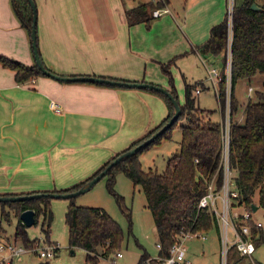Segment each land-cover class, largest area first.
I'll use <instances>...</instances> for the list:
<instances>
[{
  "label": "crops",
  "instance_id": "crops-1",
  "mask_svg": "<svg viewBox=\"0 0 264 264\" xmlns=\"http://www.w3.org/2000/svg\"><path fill=\"white\" fill-rule=\"evenodd\" d=\"M34 1L39 50L53 74L170 89L162 64L192 50L207 68V59L195 51L202 44L188 29L194 0L181 7L170 0L173 15L133 26L126 11L151 0ZM227 1L203 0L212 24L225 19ZM0 58L36 65L30 33L12 0H0ZM171 69L183 76L178 66ZM52 102L60 113L51 109ZM167 112L165 102L148 90L62 82L45 75L18 82L15 71L0 62V194L63 190L84 182L153 130Z\"/></svg>",
  "mask_w": 264,
  "mask_h": 264
},
{
  "label": "trees",
  "instance_id": "trees-1",
  "mask_svg": "<svg viewBox=\"0 0 264 264\" xmlns=\"http://www.w3.org/2000/svg\"><path fill=\"white\" fill-rule=\"evenodd\" d=\"M253 4H257L260 9L253 10ZM12 5L31 36L33 11L28 0H12ZM155 7V4L150 2L128 9L126 11L128 24L133 26L147 23L148 25L153 19L152 11ZM229 34L231 35V43ZM229 44L231 45L229 161L231 170L236 174L234 184L238 191V197L235 200L238 205H245L248 210L252 211L256 197L259 207L264 208V91H255L252 87V82L256 76L264 77V0H243L241 4H235L232 21L229 22L226 14L223 22L212 27L209 39L198 46L195 51L204 59L213 61V58L221 54L227 55ZM39 55L43 62L40 50ZM0 62L15 71L18 82L43 75L37 65L25 66L5 58H0ZM173 63L174 60L162 64L161 70L169 77V91L179 102L170 71ZM45 68L47 69L46 66ZM222 76L223 80L219 84V92L216 95L225 115L227 109L225 69L222 71ZM241 80L248 82L249 89L252 88L253 93L255 92L257 96L256 100H252L251 96L249 97L250 100L244 108V122L234 119V114L238 109L234 91L237 83ZM200 84L203 85L202 82L190 84L185 81V102L180 105L181 115L178 120L153 143L113 167L106 175L109 177V187L112 192L115 176L118 172L124 173L134 185L142 188L148 209L154 219L158 240L162 244L159 257H167L169 249L176 242V239L188 232L203 234L215 230L220 240V228L216 215L209 209L200 208L199 203L207 193V188L212 181H215L217 189H221L223 185V130L220 123L212 120L213 111L197 107L194 92ZM154 93L159 94L164 99L168 108V116L161 124L143 138L132 143L125 151L106 162L88 180L67 189L44 192L71 193L79 190L120 154L140 145L166 125L174 115V106L164 94ZM183 121L184 123H181ZM178 125L182 137L180 148L168 159L166 170L163 173H158L153 169L144 171L139 160L140 154L154 145H159L162 140H171L172 130ZM35 193L41 192L30 194ZM116 198L120 205L122 197L116 195ZM47 199L49 198L1 205L9 206L18 217L26 210H34L37 219L36 224H38L39 217L44 216L42 227L44 229L46 225L47 231H50L53 213L48 207ZM42 203L44 206H41ZM2 215L7 216L4 208ZM66 223L70 234L69 246L71 249H83L87 253L86 264H97L101 257H109L114 254L123 241L121 227L101 208L81 207L72 203L66 214ZM250 225L254 241L262 229L255 228L252 223ZM2 232L4 230L0 224V238ZM15 237L16 240L23 238L25 246L28 248L34 245V240L28 239L26 227L20 220ZM149 259L147 255H143L138 264H143ZM244 259L247 258L241 256L238 250L232 247L228 252L227 264H243L242 260ZM157 263L159 264V262ZM40 264L51 263L45 261Z\"/></svg>",
  "mask_w": 264,
  "mask_h": 264
},
{
  "label": "rangeland",
  "instance_id": "rangeland-1",
  "mask_svg": "<svg viewBox=\"0 0 264 264\" xmlns=\"http://www.w3.org/2000/svg\"><path fill=\"white\" fill-rule=\"evenodd\" d=\"M172 2L174 6L178 5V7H181L184 5L185 0H172ZM242 2L243 0H235V4H241ZM204 5L205 3H203V0H194L192 11L190 12L188 19V29L190 34L200 42V44L205 43L209 39L210 31L212 27L216 25L212 24L214 18H208L204 15L202 9L204 8ZM227 11L228 1L225 15ZM156 20L158 19H153L152 23ZM220 21L219 23L223 22V20ZM229 38L231 41L230 34ZM191 51L192 50L188 53L189 55L174 60L172 67L178 66L187 82H192V84H194L203 81L207 89L202 90L201 94L198 96L194 93L196 96L197 107L213 111L212 120L223 124L228 120V108L224 115L218 102L215 89L208 81L207 68L202 64L201 60H195ZM227 55L225 53L221 54L218 57L213 58V61H209L208 64L210 65L211 63L210 67L216 68L222 72L226 67L225 63L227 62ZM171 73L179 103L180 105H183L185 102L183 76L177 73L178 76L175 78V75L177 74H175L172 69ZM161 74H164L162 70ZM263 84L264 77L258 75L254 78L252 87L255 91H264ZM201 87L202 89L204 88L203 85H201ZM225 89L226 98L229 104L231 100V85L226 83ZM248 90L249 84L243 80L239 81L235 87L234 93L238 102V109L234 114V119L239 122H244L245 119L244 108L250 100V92L248 93ZM148 92L158 96L163 102H165L159 94L150 91ZM251 98L252 100L257 99L255 92L252 94ZM167 116L168 112L163 118H161V120H159L154 128L161 124ZM181 123H184V121ZM181 139V130L178 125L172 130L171 140H162L159 145H154L149 150L140 154L139 160L141 161L143 170L147 172L149 169H153L158 173H163L166 170L168 159L179 151ZM235 176L236 174L234 173V178ZM232 188L236 191L235 184ZM112 189L113 192L109 187V177L105 176L93 186L92 189L77 197L70 199H47L48 207L53 213V222L50 231H47L46 225L43 229L44 216H40L38 224L26 228L27 237L29 240H34V244L39 243L42 246L52 243L58 244L59 250L48 259H41L33 253L26 254L21 258H15L12 264H40L45 261H48L51 264H86L87 253L83 249H71L69 246L70 234L66 223V214L72 203L81 207L101 208L119 224L123 232V241L116 252H121L123 258L118 260L117 264H138L143 255H147L150 258L145 261L144 264H158V244L160 241L158 240L154 219L148 209L147 200L142 188L138 185H134L124 173L118 172L115 176V183ZM116 195L122 197L120 205L117 202ZM231 204L233 205L231 207L232 214L243 216L248 210L245 205H238L235 199H232ZM254 204L258 206V209L256 211L252 210V221L260 222L263 225V228L254 238L256 251L253 254V260L257 264H264V208L259 207L257 197L254 199ZM41 206H44V204L42 203ZM218 207L221 209L220 201H218ZM3 208L7 213V216L5 217L2 215ZM18 221L19 217L13 209L9 206L4 207L0 204V224L4 230V232L1 233L2 238L10 241L16 240L15 235ZM203 235L205 239L193 238L186 240L185 246L188 247L189 258L194 264H221V243L216 231L212 230L208 233H203ZM17 243L18 245H25L23 238H18ZM114 254H111L109 257H101L97 264H111V259L114 257ZM242 263L251 264L248 259L242 260Z\"/></svg>",
  "mask_w": 264,
  "mask_h": 264
},
{
  "label": "built area",
  "instance_id": "built-area-1",
  "mask_svg": "<svg viewBox=\"0 0 264 264\" xmlns=\"http://www.w3.org/2000/svg\"><path fill=\"white\" fill-rule=\"evenodd\" d=\"M155 4V9L152 11V17L154 19L161 18L166 15H173V11L170 6V0H151ZM235 6V0H228V19L232 21L233 9ZM231 43V41H230ZM229 48L231 45L229 44ZM207 66L208 79L218 94L219 84L223 80L222 72L216 68H211L207 60H204ZM226 83L231 85V53L228 49V58L225 67ZM202 84L195 90V95L198 96L202 92ZM250 93L253 89L250 88ZM229 105V106H228ZM228 120L222 125L223 130V171L224 181L221 189H217L215 181H212L207 188V193L202 197L199 203V207L203 209H209L212 211L218 220L220 228V243H221V264H227L228 252L232 247H235L241 256L246 257L251 264H257L253 260V254L256 251V246L252 238V228L250 223L257 229H262L263 225L260 222L252 221V211L247 210L243 215L232 214L231 204L232 199L238 197V191H234L232 186L234 185V172L230 168L229 161V142H230V103L228 104ZM51 109L55 113H60V108L51 103ZM218 201H220L221 209L218 207ZM193 238H203L202 233H185L176 239V242L170 247L169 255L167 257H158L159 264H194V262L188 257V247L185 246L186 240ZM159 251L162 250V244H158ZM59 250V245L52 243L42 246L37 243L31 248L25 245H18L17 240L10 241L5 238H0V264H12L15 258H21L26 254H34L41 259H48L52 257ZM123 258L121 252H116L111 259V264H117L118 260ZM144 264V263H143Z\"/></svg>",
  "mask_w": 264,
  "mask_h": 264
},
{
  "label": "water",
  "instance_id": "water-1",
  "mask_svg": "<svg viewBox=\"0 0 264 264\" xmlns=\"http://www.w3.org/2000/svg\"><path fill=\"white\" fill-rule=\"evenodd\" d=\"M32 11H33V24L31 28V39H32V49L34 54V59L36 65L40 69L43 75L51 77L53 79L62 81V82H85V83H93L99 85H107L112 87H119V88H136V89H144L150 90L154 92H158L167 96L174 106V115L170 119V121L164 125L158 132L153 134L149 139L142 142L140 145L136 146L135 148L128 150L118 157H116L102 172H100L97 176L93 179L88 181L84 186H82L79 190L71 193H56V192H41L35 194H27V195H0V204H7V203H16V202H27L32 200H40L42 198H63V199H70L82 195L88 192L90 189L93 188L101 179H103L108 172L121 162L127 160L128 158L136 155L140 152L143 148L148 146L149 144L153 143L160 135H162L166 130H168L180 117L181 115V106L180 103L173 97L169 89L159 86L152 83L146 82H126L120 80H113L109 78H102L97 76H74V77H63L56 74H53L49 70H47L40 58L38 44H37V7L34 0H28ZM253 10H259L260 7L257 4L252 5ZM258 206L253 205L252 210L256 211ZM19 220L25 225L26 228L33 227L37 223L36 214L34 210H26L22 212L19 216ZM74 252V251H72Z\"/></svg>",
  "mask_w": 264,
  "mask_h": 264
}]
</instances>
